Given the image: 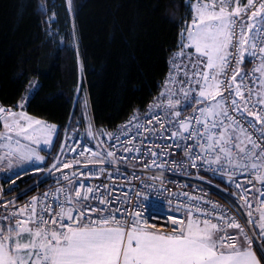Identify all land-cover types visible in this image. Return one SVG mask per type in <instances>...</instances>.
Here are the masks:
<instances>
[{"label":"snow or ice","instance_id":"obj_1","mask_svg":"<svg viewBox=\"0 0 264 264\" xmlns=\"http://www.w3.org/2000/svg\"><path fill=\"white\" fill-rule=\"evenodd\" d=\"M194 12L180 52L191 69L185 72L184 80L170 78V83L181 85L178 91L182 98H176L177 90L166 86L161 95L167 103L154 106L163 109L164 118L157 112L148 120V124L155 120L159 129L147 128L134 117L143 147L132 145V140L121 141L132 145L123 151L135 153L130 160L150 156L151 162L144 165L150 169L163 168L166 160L161 158L176 147L184 151L192 167L207 165V170L226 175L230 182L237 175L247 176L250 188L236 181L249 217L246 223L258 226L264 235V0H247L246 5L241 0H198ZM187 48L194 51L187 53ZM246 57L249 63L258 61L251 73L242 71ZM182 102L184 109L192 104L204 106L181 120L177 106ZM0 119L4 121L0 142L6 147L0 164L43 163L39 154L43 147L29 145L50 146L55 125L3 108ZM141 130L150 135L144 136ZM88 135H93L91 129ZM153 136L172 143H157ZM187 141L194 143L189 146ZM76 147L62 145L61 154L76 152ZM77 156L87 160L85 168L89 163L114 165L125 159L117 158L111 150L89 148H81ZM80 162L75 157L72 163L61 161L58 156L49 171H60L66 182L55 190L59 195L45 193L43 200L34 197L3 217L9 223L0 226V264H259L244 225L226 212H209L198 203L187 207L178 203L160 216L147 200L133 205L132 195L122 187L117 194L103 183L92 186L80 182L81 178L98 179L106 171L104 167L63 173ZM253 189L258 196L249 197ZM252 200L260 210L259 222L252 219ZM177 213L183 215L174 218ZM153 218L171 220V225L166 223V230L160 231L150 223ZM229 229L239 231L230 234ZM239 236L249 242L248 247L240 246Z\"/></svg>","mask_w":264,"mask_h":264},{"label":"trees","instance_id":"obj_2","mask_svg":"<svg viewBox=\"0 0 264 264\" xmlns=\"http://www.w3.org/2000/svg\"><path fill=\"white\" fill-rule=\"evenodd\" d=\"M194 7L195 0H0V103L56 128L43 163L0 172L4 194L41 179L66 127L79 126L98 147L122 120L146 112ZM6 215L0 211V226Z\"/></svg>","mask_w":264,"mask_h":264},{"label":"built area","instance_id":"obj_3","mask_svg":"<svg viewBox=\"0 0 264 264\" xmlns=\"http://www.w3.org/2000/svg\"><path fill=\"white\" fill-rule=\"evenodd\" d=\"M197 3L198 0H195V5H197ZM184 51L192 53L190 48L184 49ZM180 52L181 48L173 53L169 63V72L160 84L158 92L146 112L139 115L131 114L122 120L116 128L109 132L112 138L110 139L108 135V140L106 142H100V146L98 147L92 146L86 140L85 135L80 130L79 126H74L73 128L66 127L62 133L60 144L53 156V159L39 181L28 187L25 191H21L13 196H6L0 185V211L8 215V213L16 211L18 208L28 204L34 197L43 200L45 193L59 195V193H56L55 190L64 186L66 182L62 180V174L60 171H49L51 169V165L58 156L61 161H67L69 163H72L73 158L75 157L81 162L79 164H74L72 169H63L64 174H71L72 171H76L77 173L88 172L89 169L96 171L100 167H104L106 171L103 174H100L98 179L81 178L80 182L92 186L103 183L108 185L109 188L115 189L117 194L122 187L125 193L132 195L133 205L138 201L147 200L151 203L152 207L159 212L160 216H165V213L174 209L178 203H182L185 207L198 203L200 208L207 209L209 212H226L229 216L236 218L237 222L244 225L245 231L248 232L249 235L252 250L256 253L261 264H264V257L261 256V251H264V235H261L262 230L259 231L257 226L254 227L246 223L249 217L247 216L244 202L240 199L242 189H238L236 187V181L243 184L245 188L252 187L251 184L247 183V176L237 175L234 178V181L230 182L226 175L222 177L218 173L207 170V165L204 167H192L188 161V157L185 156L184 151L176 147L169 149L167 156L161 158L162 160H166L163 168H156L153 166L150 169L144 167L146 163L151 162L150 156H145L139 160H130L128 158L134 156L135 153H127L123 151L124 147H131L132 145H135L136 147H143L140 143V136L137 135V129L135 127L136 121L133 119L134 117H139V120L143 122L147 128L159 129L160 126L155 120H153L151 124H148V120L157 112H159L161 117L164 118L163 109L154 106L160 104L161 102L165 104L167 103L165 97L161 95L166 92V86L168 88L176 89V98H182V94L178 91L181 85L179 83H170V78L177 82L186 79L185 72L191 69V64L185 57L180 56ZM248 60L249 58L247 57L246 65L242 68L243 73H251L253 69L257 67L258 61L249 63ZM249 83L251 84V81H249ZM203 106L204 105L192 104L190 108L184 109L182 102L181 105L177 106V110H181V117H179V119L183 120L186 117L193 116L196 114L194 109ZM0 108L5 109V112L8 110H11L12 112L21 111L20 108L14 106H3L1 103ZM3 123L4 121L0 119V133L4 132ZM165 124L168 126L166 120ZM141 132L144 136L150 135L147 132H143V130H141ZM117 136L120 137L119 140L116 139ZM151 139H155L157 143L161 144L172 143L171 140H159L154 136L151 137ZM128 140H132V145L121 143V141L126 142ZM145 143H147V141H145ZM186 143L191 146L194 142L187 141ZM62 145H64L66 149L68 146L76 147V145H79V147H76V152L65 151L64 154H61L60 150ZM81 148H89L93 151L111 150L115 152L117 158L124 157L125 159L118 161V163L114 165L106 164L102 166L99 164L89 163L88 167L85 168L84 164L87 163V160L84 157L77 156V153L81 150ZM154 150L158 152L160 151L159 149ZM5 151L6 147L3 142H0V156L4 155ZM117 169H119V173H117ZM133 173H135V175H133ZM109 174H111V178H109ZM154 177L159 178L156 179ZM206 177L209 179L217 178L223 180L227 183L229 191L218 187ZM39 184H42V187L36 189ZM132 190L140 193V195L136 196L135 192ZM22 195H24L23 199L21 201H17V198ZM255 196H258V193L255 192V189H253V191L249 193V197ZM251 202L253 203L252 219L257 221V213H260V210L257 207L256 200H252ZM4 205H7V207L5 208ZM214 205L216 206L215 208H213ZM125 207H131V205L126 204ZM141 207H143V204H141ZM141 215H144V213H141ZM180 215H183V213L175 214L174 218H177ZM150 223L158 230L165 231L166 229L164 225L167 223L170 226L171 220L153 218ZM228 231L230 234H236L239 230L229 229ZM238 239L239 241H244L249 244L248 241L244 240L243 236H239Z\"/></svg>","mask_w":264,"mask_h":264},{"label":"rangeland","instance_id":"obj_4","mask_svg":"<svg viewBox=\"0 0 264 264\" xmlns=\"http://www.w3.org/2000/svg\"><path fill=\"white\" fill-rule=\"evenodd\" d=\"M46 124V123H45ZM48 125V124H47ZM50 126V125H49ZM55 136H56V133H55V135L53 136V141H54V139H55ZM22 143H28V142H24V141H22ZM53 143V142H52ZM30 147H37L38 149H39V147H43V151H49L50 150V148H51V146H52V144L50 145V146H45V145H43L42 143H41V145L40 146H32V145H29ZM40 155H42L43 156V153L40 151V153H39ZM44 157V156H43ZM5 162V161H4ZM7 162V161H6ZM31 162H26V164H30ZM32 163H33V165H38L40 162H36V161H32ZM4 164V163H3ZM3 164H0V169L3 167ZM13 166H14V170H20V169H23L24 168V166L25 165H23V164H20L19 163V161H13V164H12V170H13ZM258 220V219H257Z\"/></svg>","mask_w":264,"mask_h":264},{"label":"crops","instance_id":"obj_5","mask_svg":"<svg viewBox=\"0 0 264 264\" xmlns=\"http://www.w3.org/2000/svg\"><path fill=\"white\" fill-rule=\"evenodd\" d=\"M186 35H187V34H186ZM184 42H185V41H184ZM184 42H183V43H184ZM191 50H192V52L194 51V49H192V48H191ZM19 163L25 165L23 169H25L26 167H31V166H33V163H32V162H31L30 164H26V162H21V161H19ZM39 164H41V163H39ZM6 165H7V162L5 161L4 164H3V167L0 169V172H5V171H7V170H9V171H10V170H11V171H17V170H14V169H15L14 166H13V170H12V167H7ZM20 170H21V169H20ZM240 246H241V247H248L249 245H248L247 243H245V242L240 241ZM250 250L254 253V255L256 256L257 260L259 261V259H258L257 255H256V253L252 250L251 247H250ZM259 264H261L260 261H259Z\"/></svg>","mask_w":264,"mask_h":264}]
</instances>
